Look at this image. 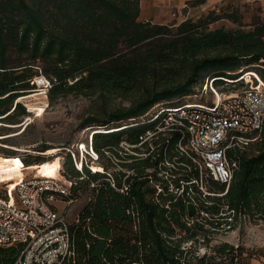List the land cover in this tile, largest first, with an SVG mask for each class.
<instances>
[{
  "label": "trees",
  "instance_id": "trees-1",
  "mask_svg": "<svg viewBox=\"0 0 264 264\" xmlns=\"http://www.w3.org/2000/svg\"><path fill=\"white\" fill-rule=\"evenodd\" d=\"M139 2L0 0V124L26 118L25 108L16 102L28 95L23 91L31 89L29 82L37 76L32 64H9L11 51L40 63L37 70L51 84L50 104L69 95L100 103L79 126L95 128L90 145L96 160L85 155L80 172L69 153L61 158L59 175L71 183V197L87 194L74 220L67 221L72 255L63 264H225L221 259L226 257V264H234L238 248L222 244L213 249L216 258L195 256L191 246L207 247L212 232L233 231L238 222L264 221V125L260 133L244 135L255 139L248 146L226 150L235 164L228 188L178 155L175 136L166 145L160 136V147L144 159L124 154L119 144H140L160 121L141 124L140 118L158 105L177 107L179 99L191 97L206 80L219 90L238 86L234 80L243 63L259 64L256 72H245L264 82V22L249 31L210 30V22L203 20L155 25L137 20ZM191 2L199 6L205 0ZM115 99L128 105L112 106ZM44 106L27 105L35 114ZM110 124L117 126L108 128ZM140 147L148 153V143ZM107 154L116 156L117 166L130 175L125 178ZM3 156L14 157L10 151ZM19 159L23 166L6 173L48 162ZM123 185L127 191L121 193ZM188 202L197 211L192 219ZM16 256L15 248H0V264H13Z\"/></svg>",
  "mask_w": 264,
  "mask_h": 264
},
{
  "label": "built area",
  "instance_id": "built-area-1",
  "mask_svg": "<svg viewBox=\"0 0 264 264\" xmlns=\"http://www.w3.org/2000/svg\"><path fill=\"white\" fill-rule=\"evenodd\" d=\"M37 81L36 85L45 92L51 88L45 78ZM234 83L238 87L226 92L214 88L213 80H206L203 92L209 87L216 97L211 104L187 103L171 109L155 106L140 118L141 124L160 119L153 130L146 132L137 146L120 142V149L124 154L144 159L160 147V136L165 138L162 142L165 145L175 136L178 155L189 158L199 170L206 169L215 182L228 188L235 164L226 158V150L248 146L255 139H246L244 135L260 133L264 125V82L252 72H240ZM143 143H148V153L133 151L140 149ZM66 152L81 172L83 154L79 157L71 150ZM85 155L93 161L97 158L90 139ZM108 156L125 178L130 175L117 166L120 161L116 156ZM165 165L173 168L169 162ZM60 168L53 176H37L36 171L31 170L28 175L13 178L0 195V248L17 250L13 264H63L72 255L66 214L59 212L57 204L64 203L69 208L78 199L71 197V183L59 175ZM110 183L115 188L112 180ZM156 190L161 192L158 186ZM126 191L123 185L120 192Z\"/></svg>",
  "mask_w": 264,
  "mask_h": 264
},
{
  "label": "rangeland",
  "instance_id": "rangeland-1",
  "mask_svg": "<svg viewBox=\"0 0 264 264\" xmlns=\"http://www.w3.org/2000/svg\"><path fill=\"white\" fill-rule=\"evenodd\" d=\"M191 1L140 0V14L137 20L165 26H177L187 20L193 22L203 20L210 22L208 25L210 30L224 29L226 31L237 29L249 31L254 26L264 22V0H205L204 4L199 6L193 5ZM227 16H233L235 21ZM9 61V64H32L29 67L37 76L29 82L31 89L23 91L25 92L24 95H28L20 102H16L18 100L14 101V103L16 102L25 108L26 118L20 116L13 122H6L5 125L0 124L4 126L0 127V135L3 139L0 142V193L3 192L6 185L12 183H5L7 178L22 177L24 173L30 174L31 170L36 171L37 176H53L61 166V158L67 149L79 157L80 154H83L84 159L85 150L88 151L90 133L95 128L82 129L79 126L87 114L94 113L100 107L99 101H96L94 97L87 98L73 95H69L64 99L58 98L53 104H50L47 92L45 98H43L41 94L43 88L36 85V82H39L37 79L43 77L37 70L38 67H42L40 63L30 62L27 60L26 54H16L13 51L9 53ZM256 67L262 68L259 64L246 65L243 63L236 73L239 72L240 74V72L248 70L255 71ZM223 86L224 89L228 88V92L238 87ZM201 89H196L191 97L179 99L177 106L187 103L211 104L216 101V97L209 87L207 88L208 91L205 92H203V88ZM217 93L219 92L217 91ZM28 104L45 106L44 109L35 114L29 112ZM126 105H128V102L120 99H115L112 104L116 107ZM20 121L22 123L26 121V124L23 126L22 123L17 125L16 123ZM115 126L117 125L110 124L108 128ZM44 148L48 149L38 153ZM139 150V152H144V149L140 148ZM6 151L12 152L14 157L3 156ZM35 157L44 158V160L46 158L48 162L41 166H30L12 173H6L10 167L15 168L19 163L23 166L19 158H31L32 160ZM51 159H57L58 161H50ZM92 169L95 170L94 167ZM12 187L13 185L10 188ZM86 202L87 194L85 193L71 207L67 208L64 203H58L57 207L59 212H65L66 220L71 223ZM210 240L207 247L202 243L191 246L195 256L201 257L206 254L207 257H216L213 249L222 244H228L233 248H238V260L234 264H264V221L257 223L238 222L233 231L225 232L219 229L218 233L212 232ZM221 260L226 264L228 257Z\"/></svg>",
  "mask_w": 264,
  "mask_h": 264
},
{
  "label": "water",
  "instance_id": "water-1",
  "mask_svg": "<svg viewBox=\"0 0 264 264\" xmlns=\"http://www.w3.org/2000/svg\"><path fill=\"white\" fill-rule=\"evenodd\" d=\"M187 208H188V217L191 218V219L194 218L196 216V214H197V211H196L194 205L193 204H188Z\"/></svg>",
  "mask_w": 264,
  "mask_h": 264
},
{
  "label": "bare ground",
  "instance_id": "bare-ground-1",
  "mask_svg": "<svg viewBox=\"0 0 264 264\" xmlns=\"http://www.w3.org/2000/svg\"><path fill=\"white\" fill-rule=\"evenodd\" d=\"M42 91H41V94L42 95H46V92H45V90H43V89H41ZM29 168V167H28ZM97 168V167H96ZM25 169V168H24ZM96 170H98V171H101L99 168H97ZM23 177V176H22ZM13 178H16L15 176L14 177H10V178H7V180L5 181V183H8V182H11L12 180H13ZM20 178V177H19Z\"/></svg>",
  "mask_w": 264,
  "mask_h": 264
},
{
  "label": "crops",
  "instance_id": "crops-1",
  "mask_svg": "<svg viewBox=\"0 0 264 264\" xmlns=\"http://www.w3.org/2000/svg\"><path fill=\"white\" fill-rule=\"evenodd\" d=\"M25 174V173H24Z\"/></svg>",
  "mask_w": 264,
  "mask_h": 264
}]
</instances>
